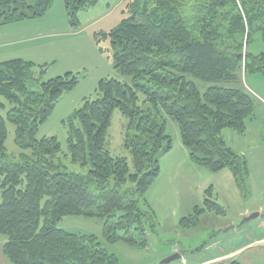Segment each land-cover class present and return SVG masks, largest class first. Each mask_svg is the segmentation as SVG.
<instances>
[{
    "label": "trees",
    "instance_id": "1",
    "mask_svg": "<svg viewBox=\"0 0 264 264\" xmlns=\"http://www.w3.org/2000/svg\"><path fill=\"white\" fill-rule=\"evenodd\" d=\"M129 1V15L105 34L114 69L129 81L101 80L98 99H85L77 111L80 128L70 135L72 163L88 166L87 175L63 165L56 137L38 138L62 96L79 84L78 74L44 82L32 61L0 63V97L11 105L8 120L21 151L18 159L7 155V122L0 115V235L12 264H120L97 237L59 228L69 216L104 218L108 243L124 240L146 248L157 226L147 194L160 176L161 158L173 148L168 119L178 124L192 163L213 173L229 170L246 188L247 162L221 135L227 128L244 133L254 113V100L241 86L243 73L264 74V0ZM64 2L71 24L78 26L79 13L100 0ZM52 6L53 0H0V28L43 18ZM257 40L261 50L251 52ZM39 67L44 72L45 65ZM199 83L207 86L204 92ZM116 110L135 127L125 145L131 163L107 148ZM215 196L210 187L203 206L181 225L198 226L206 212L225 215Z\"/></svg>",
    "mask_w": 264,
    "mask_h": 264
},
{
    "label": "rangeland",
    "instance_id": "2",
    "mask_svg": "<svg viewBox=\"0 0 264 264\" xmlns=\"http://www.w3.org/2000/svg\"><path fill=\"white\" fill-rule=\"evenodd\" d=\"M129 2L100 0L96 7L81 11L79 25L73 26L64 0H53L50 11L43 18L31 20L28 27V32L31 30L34 37L39 33L41 39L28 44L31 46L29 50L19 52L18 55L24 56H15L33 61L37 65L35 71L44 82L70 71L79 76V84L62 96L38 133L40 139H58L62 149L59 160L73 173L87 175L90 170L88 166L73 164L69 154L70 135L80 128L77 111L83 107L85 99H98L97 88L101 80L129 81L114 69V49L111 38L105 36L129 15ZM259 40L262 44L260 36ZM260 46L257 40L250 51L260 52ZM243 52L246 53V49ZM41 65H45L44 72L40 71ZM242 76L241 87L253 98L254 113L247 118L244 133L227 128L221 136L227 146L247 162L249 179L245 189L236 184L229 170L213 173L192 163L189 157L183 160L179 126L168 119L167 132L173 138V148L169 153L173 152L171 156L176 162L165 163L159 178L148 191L147 199L156 213L157 226L156 232L148 235L146 248L131 246L124 240L108 243L104 236V218L69 216L63 218L58 227L79 236L97 237L103 248L114 254L120 264H161L175 254H181V258L169 264H205L218 257H225L223 261L229 263L235 254L242 264H264V245H252L261 239L264 229L257 226L264 222V218L244 223L245 218L261 208V214H264V74L243 73ZM199 87L204 92L207 86L199 83ZM143 100L141 97V103ZM0 104L6 105L5 108L0 107V115L7 122V155L18 159L21 151L15 143L16 128L8 120L11 105L2 97ZM133 125L129 117L116 110L107 135V148L111 155L126 157L130 163L131 155L125 145L127 138L136 134ZM210 187L216 194L213 199L224 207L226 214L206 212L198 226L183 227L181 219L193 213L196 206H203L205 193ZM0 238L4 239L1 235Z\"/></svg>",
    "mask_w": 264,
    "mask_h": 264
},
{
    "label": "crops",
    "instance_id": "3",
    "mask_svg": "<svg viewBox=\"0 0 264 264\" xmlns=\"http://www.w3.org/2000/svg\"><path fill=\"white\" fill-rule=\"evenodd\" d=\"M31 20L28 21H23L20 23H15L12 25H7V26H3L0 28V63L6 62V61H10V60H14V59H22V57H16L15 56H24L23 54H19V52H22L23 50H29L31 46H28V44H32L35 41L40 40V36L39 33L36 35L37 37H34L33 32H28V27L30 25ZM19 46H21L20 48H18ZM33 50L35 49L34 46H32ZM10 56V57H8ZM6 58H11V59H6ZM24 60V59H23ZM33 62V61H32ZM72 72V71H70ZM180 137V136H179ZM180 141V149L183 152V160H187L188 159V152L185 149V147L182 144L181 138L179 139ZM177 145V143H176ZM176 149V147H175ZM175 151V150H174ZM173 152L164 155L161 158V173L163 170V166L170 162H176V159L174 157H172ZM183 163V161H182ZM263 210L262 208L258 211L259 213H261ZM257 213V212H256ZM257 227H261L264 229V222L261 224H258ZM258 238V236H257ZM261 239L259 241H254V243L252 245H264V232L260 237ZM5 240L3 238H0V264H12L9 259L4 255L3 253V246H4ZM240 252V251H239ZM235 254V253H233ZM236 256L234 258H232L231 260H229L228 262H232L233 260H237V254H235ZM227 256V255H226ZM223 258L225 257H218V258H214L211 259L207 262H205V264H215V263H219V262H224ZM239 261V260H238ZM225 264H228L227 261L224 262Z\"/></svg>",
    "mask_w": 264,
    "mask_h": 264
},
{
    "label": "water",
    "instance_id": "4",
    "mask_svg": "<svg viewBox=\"0 0 264 264\" xmlns=\"http://www.w3.org/2000/svg\"><path fill=\"white\" fill-rule=\"evenodd\" d=\"M260 217H263L264 218V214L262 215L261 213L257 212V213H254V214H251L250 216H248L247 218H245L244 220V223L245 222H249L251 220H254V219H258ZM181 258V254H175L174 256H171L170 258L164 260L161 264H169L177 259H180Z\"/></svg>",
    "mask_w": 264,
    "mask_h": 264
}]
</instances>
